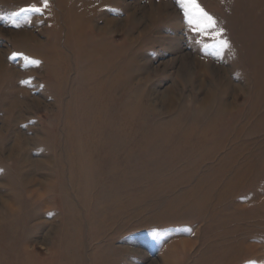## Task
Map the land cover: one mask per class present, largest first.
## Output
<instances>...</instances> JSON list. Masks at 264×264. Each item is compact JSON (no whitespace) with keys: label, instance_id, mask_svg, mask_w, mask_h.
<instances>
[{"label":"rangeland","instance_id":"obj_1","mask_svg":"<svg viewBox=\"0 0 264 264\" xmlns=\"http://www.w3.org/2000/svg\"><path fill=\"white\" fill-rule=\"evenodd\" d=\"M197 3L226 47L177 0H0V264H264V0Z\"/></svg>","mask_w":264,"mask_h":264},{"label":"snow or ice","instance_id":"obj_2","mask_svg":"<svg viewBox=\"0 0 264 264\" xmlns=\"http://www.w3.org/2000/svg\"><path fill=\"white\" fill-rule=\"evenodd\" d=\"M177 3L184 11V15L188 20V23L193 26V30L210 36L212 39H219V42L223 46H227V41L221 38L222 29H216V22L212 16L204 11L203 8L197 3V0H177ZM43 7H48V0H43ZM33 12H41L42 8L32 6L30 9ZM15 26H19L18 24ZM15 55V54H14ZM31 63L38 64L39 61H30Z\"/></svg>","mask_w":264,"mask_h":264}]
</instances>
